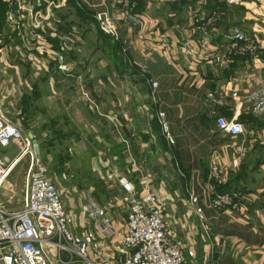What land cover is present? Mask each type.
Returning a JSON list of instances; mask_svg holds the SVG:
<instances>
[{"label": "crops", "instance_id": "obj_1", "mask_svg": "<svg viewBox=\"0 0 264 264\" xmlns=\"http://www.w3.org/2000/svg\"><path fill=\"white\" fill-rule=\"evenodd\" d=\"M94 3L80 6L84 12H72L67 23L63 14H55L58 33L48 36L52 55L20 92L27 109L41 96L38 84H52L58 108L47 119L50 134L36 142L50 162L48 176L73 214V230L93 229L95 222L84 208L88 200L104 207L116 228L111 237H100L102 251L88 249L87 258L93 264L119 259L109 244L120 239L124 227L122 177L140 194L150 191L158 197L175 240L184 253L193 251L191 264H264V0H137L141 25L119 24L115 49L105 43L106 33L94 19H83L99 7L113 11L117 3ZM195 6L203 15L213 13L214 22L202 18L203 28H197L190 16ZM70 20L82 21L85 30L93 24L94 43L69 42L74 35L69 27L76 32ZM232 27L253 38L254 50L234 53L229 48ZM45 29L29 30L43 36ZM38 34L29 39L33 52H38ZM61 39L67 41L63 48ZM1 44L5 66H17L7 60L9 54L30 51L20 44ZM55 52L65 69L56 67ZM24 67L28 70L30 64ZM77 98L84 104L78 124L71 111ZM157 110L165 114L171 145L159 131ZM216 116L235 117L244 131L233 136L219 131ZM213 162L223 165L219 179L208 175ZM210 187L237 194L241 209L230 213L206 206L202 194ZM190 189L198 196L205 230L188 201ZM11 196L0 199L8 210L20 206L6 205Z\"/></svg>", "mask_w": 264, "mask_h": 264}, {"label": "built area", "instance_id": "obj_2", "mask_svg": "<svg viewBox=\"0 0 264 264\" xmlns=\"http://www.w3.org/2000/svg\"><path fill=\"white\" fill-rule=\"evenodd\" d=\"M0 1L6 6L0 36L21 37L20 45L30 50L27 53L21 52V55L25 56V53L29 55L30 52H34L31 51L29 40L25 39L26 32L23 30L47 26L51 28V34L56 35L58 31L54 30L53 23L58 22L59 18L51 17L52 23L48 25V6L50 9L58 8L67 0ZM223 1L240 3L244 0ZM115 2L117 6L113 11L99 7L94 9L92 14L98 28L113 38L117 36L119 24L141 25L140 16L135 10L137 0ZM75 3L79 6L93 4L88 0H75ZM45 4L47 9L44 10ZM190 16L199 29L203 28L199 23L200 19L204 18V22L208 24L215 20L213 13L203 15L198 6L191 9ZM229 37L232 39L229 48L234 53L252 51L255 48L253 38L238 27L230 29ZM43 44L45 43L38 41L35 49L50 51L52 55L50 44L47 43V46ZM64 44L65 41L61 39L60 47L63 48ZM184 50L188 54H193L187 47ZM54 57L57 60L56 67L65 69L61 54L55 52ZM155 85V81L150 82L151 87ZM155 117L161 135L166 143L171 145L174 139L164 112L157 110ZM215 123L219 131L232 136L244 131L243 124L235 117L216 116ZM9 144L17 147V153L15 152V156L12 157L0 155V184L19 156L26 152H29L30 156L20 206L8 210L0 203V264H93L87 258L86 251L92 249L99 254L102 251L100 237H111L116 231L104 207L88 200L84 208L86 215L94 220V227L75 232L72 226L73 214L63 205L57 188L46 173L44 163L33 153L30 137L23 135L18 126L6 119L0 110V146ZM222 172L223 165L217 162L209 165L210 178L219 179ZM106 177L111 179L112 174L108 172ZM118 182L123 189L121 201L124 209V227L120 239L109 244L112 251L119 256L116 264H191L193 251L187 248L184 253L181 245L175 240L166 223L158 197L150 191L140 194L122 177H118ZM202 196L204 204L213 209L230 213L241 209V203L236 199L237 194L229 190L216 191L211 187L205 188ZM187 198L193 205L200 227L205 230L206 218L197 203V194L190 189Z\"/></svg>", "mask_w": 264, "mask_h": 264}, {"label": "rangeland", "instance_id": "obj_3", "mask_svg": "<svg viewBox=\"0 0 264 264\" xmlns=\"http://www.w3.org/2000/svg\"><path fill=\"white\" fill-rule=\"evenodd\" d=\"M47 0H45L46 2ZM90 3H93L92 6H95L94 1L96 0H88ZM70 1H66L62 6L58 8H52L50 9V6H48V19L49 24L51 22V17H55L56 13H61L65 16V21L67 23V19L72 18L73 14L72 12L75 11L74 6L68 7ZM88 7V6H86ZM47 9L46 4L44 5V10ZM89 20V19H88ZM73 24V27H75L76 32H74L73 29V36H72V42H80L81 44H93L94 38L96 36L94 25H91V28L85 30L83 29L84 25L82 24V21L74 20L69 21ZM82 24V25H81ZM80 25V26H79ZM47 27V26H46ZM69 30H72L71 26L69 27ZM32 35H28L26 38L28 40L31 37L35 38V34H38L34 31H29ZM51 28H48L44 30L43 36L38 37V41H42L44 46H47V43L50 45L52 44L50 42L51 38L48 36H51ZM62 34L66 33L60 30ZM110 36V35H109ZM111 37V36H110ZM113 38V37H112ZM80 39V41H78ZM0 42L5 44H12V45H19L22 43L21 37H7V36H0ZM65 42H67L65 40ZM16 43V44H15ZM29 43V42H28ZM35 44H37L35 42ZM42 44V43H41ZM20 46V45H19ZM17 53V54H16ZM17 56V57H14ZM51 57L50 51H38L34 53H30L27 55L25 53V56L21 57V51L14 52L13 55L9 54L7 57V60L15 62L17 66H5L3 63L0 62V110L5 115L6 119L11 121L12 123L16 124L23 135H27V132H31L35 139L37 141H42L48 137L50 134L49 124L47 123V119L53 114L54 110L58 108V101L55 97H52V84L50 81L47 82H40L38 86L41 89V96L34 102H29L27 109H25L26 101L23 99L22 96H20V92L22 91L23 87H29V84L31 82V79L35 77L38 70H40L43 67H46L47 60H49ZM19 61L24 62L22 64V67L18 64ZM18 62V63H17ZM24 64H30V67L28 70L24 67ZM26 69V73H23V70ZM9 79H7L8 75ZM6 75V77H5ZM81 84L83 83V79L81 80ZM56 95V94H55ZM74 105H71L72 109L71 111L75 113V121L78 124L80 121V115L82 112H84V104L79 100V98L74 100ZM37 106H36V105ZM17 151V147L13 146V144H9L7 146H0V155L6 154L8 156H15L14 153ZM43 149H38V154L36 155L38 159L44 163L46 167V173L47 175H51V166L50 162L42 157ZM29 152H26L18 157V159L13 163L10 170L5 175L3 181L0 184V199L8 198L11 196V201L7 202L5 201L7 206H18L20 203V200L22 198L23 193V184L27 175L28 170V164H29ZM64 184V183H62ZM8 196V197H7ZM18 201V202H16Z\"/></svg>", "mask_w": 264, "mask_h": 264}, {"label": "trees", "instance_id": "obj_4", "mask_svg": "<svg viewBox=\"0 0 264 264\" xmlns=\"http://www.w3.org/2000/svg\"><path fill=\"white\" fill-rule=\"evenodd\" d=\"M68 1H70V3H72V5L74 6V8H75V12L78 14V13H80V12H84L82 9H81V7L77 4V3H75V0H68ZM5 3L4 2H2V1H0V27H1V25H2V23H3V20H4V10H5ZM85 18L83 19V21L85 20V19H90V20H93L94 19V17L93 16H91L90 15V12H85ZM95 20V19H94ZM97 28H98V26H97ZM98 30L101 32V33H103L99 28H98ZM104 34V33H103ZM105 43L109 46V48L111 47L112 49H115L116 48V45L118 44V42H117V40H114L113 38H111L109 35H107L106 34V39H105ZM110 50L111 51V54L112 55H114V54H117V52L115 51V50ZM111 55V56H112ZM25 101H27V99L26 98H23Z\"/></svg>", "mask_w": 264, "mask_h": 264}, {"label": "water", "instance_id": "obj_5", "mask_svg": "<svg viewBox=\"0 0 264 264\" xmlns=\"http://www.w3.org/2000/svg\"><path fill=\"white\" fill-rule=\"evenodd\" d=\"M27 135L30 137L31 147H32L33 153L35 155H37L38 154V146H37L36 139L31 132H27Z\"/></svg>", "mask_w": 264, "mask_h": 264}, {"label": "bare ground", "instance_id": "obj_6", "mask_svg": "<svg viewBox=\"0 0 264 264\" xmlns=\"http://www.w3.org/2000/svg\"><path fill=\"white\" fill-rule=\"evenodd\" d=\"M17 159V158H16Z\"/></svg>", "mask_w": 264, "mask_h": 264}]
</instances>
